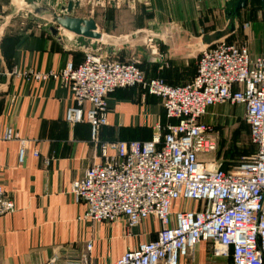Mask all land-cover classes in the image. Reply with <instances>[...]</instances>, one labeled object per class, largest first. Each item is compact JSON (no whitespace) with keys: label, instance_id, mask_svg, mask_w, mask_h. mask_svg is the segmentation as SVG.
Here are the masks:
<instances>
[{"label":"built area","instance_id":"1","mask_svg":"<svg viewBox=\"0 0 264 264\" xmlns=\"http://www.w3.org/2000/svg\"><path fill=\"white\" fill-rule=\"evenodd\" d=\"M153 43L147 39L150 52L157 53ZM14 75L65 86L71 96L65 122L88 123L94 144L107 125L106 99L115 90L138 88L161 101L165 123L155 126L151 139L101 143L99 160L70 184L74 203L85 207L84 222L122 223L127 233L147 218L159 225L155 239L105 264L194 262L200 241L209 244L212 259L264 264V52L252 54L245 44L220 38L199 49L194 75L181 85L148 78L136 59L120 60L103 50L84 52L78 64L68 62L58 73L28 70ZM217 105L242 109L255 148L228 170L213 157L214 125L203 120ZM3 140L18 141L22 163L26 140L10 127L0 135ZM14 211L0 185V217ZM85 249H92L91 240ZM44 264L91 263L51 257Z\"/></svg>","mask_w":264,"mask_h":264},{"label":"crops","instance_id":"2","mask_svg":"<svg viewBox=\"0 0 264 264\" xmlns=\"http://www.w3.org/2000/svg\"><path fill=\"white\" fill-rule=\"evenodd\" d=\"M34 1L50 7L59 4V0ZM99 1L101 4L93 7L79 8L75 16L92 18L102 35L115 39L139 31L157 33V53L150 52L143 37L136 44L119 45L115 57L136 59L145 76L160 75L170 85L184 84L193 77L194 57L204 45L206 16L227 5L235 7L238 2ZM85 11L88 16H84ZM126 13L134 17L144 14V24L129 26ZM42 27V20H30L24 13L11 15L10 0H0V135L10 127L26 140L22 163L18 162V141L0 142V185L15 206L13 213L0 217V264H44L51 257L85 259L91 264L114 262L125 250L155 239L157 221L147 218L129 233L122 223L84 222L85 207L74 203L70 184L99 160L101 143L151 139L155 126L165 123L161 101L144 96L138 88L115 90L106 99L107 125L99 130L98 144L92 143L88 123L70 126L65 122L71 105L65 86L57 80L36 81L14 75L15 71L28 70L58 73L68 62L81 61L83 52L61 45ZM214 108L209 113L216 116L211 112ZM89 240L92 249L88 252L85 243ZM223 259L210 258L209 244L200 241L194 262L180 258L179 264H222Z\"/></svg>","mask_w":264,"mask_h":264},{"label":"rangeland","instance_id":"3","mask_svg":"<svg viewBox=\"0 0 264 264\" xmlns=\"http://www.w3.org/2000/svg\"><path fill=\"white\" fill-rule=\"evenodd\" d=\"M32 1L34 0H25L26 3ZM234 8L232 5H227L222 10L210 12L203 24V36H212L216 32H222L225 40L245 44L252 54L264 52V15L259 0H249L245 8L236 12ZM125 15L124 18L130 23L129 26L144 24V14L137 17L129 16L127 13ZM84 16H88V11L84 12ZM244 23H248L249 26L244 28ZM231 24L234 25L232 32L229 30ZM113 32L119 33V30ZM153 44L156 45V43ZM196 60L197 54L193 60V67H195ZM159 77L163 78L160 75ZM212 111L216 113V116L209 113L203 120L214 125L217 148L213 157L220 167L230 169L239 161L250 156L247 148L249 143L248 128L243 120L242 111L227 105H217ZM191 206L192 204L189 205V207ZM221 263L231 264L228 258L223 259Z\"/></svg>","mask_w":264,"mask_h":264},{"label":"water","instance_id":"4","mask_svg":"<svg viewBox=\"0 0 264 264\" xmlns=\"http://www.w3.org/2000/svg\"><path fill=\"white\" fill-rule=\"evenodd\" d=\"M248 0H238L234 11L245 8ZM101 4L99 0H59L55 7L43 6L38 1L26 3L25 0H10L11 15L24 13L30 20H42V30L53 39L59 41L61 45L80 52L96 53L103 50L108 56H116L122 45L136 44L143 37L147 39L159 38L157 33L135 32L124 39H115L104 36L97 30L95 21L92 18H80L75 16V11L83 6H95ZM260 8L264 15V0H259ZM230 32L234 30V25L229 27ZM145 35V36H144ZM224 33L216 32L212 36H203L202 44L209 45L213 41L223 38ZM200 45L197 47L199 48Z\"/></svg>","mask_w":264,"mask_h":264},{"label":"trees","instance_id":"5","mask_svg":"<svg viewBox=\"0 0 264 264\" xmlns=\"http://www.w3.org/2000/svg\"><path fill=\"white\" fill-rule=\"evenodd\" d=\"M226 41H228V42H231L230 40H226ZM118 58V57H117ZM138 67H139V64H138ZM140 68V67H139ZM154 77H158V78H161V77H159V76H154ZM149 78V77H148ZM151 78V77H150ZM164 81H165V79L164 78H162ZM166 82V81H165ZM167 83V82H166ZM186 83V82H185ZM247 148L249 149V153L250 154H252L254 151H255V148H254V146L250 143V141H249V143H248V145H247ZM231 150H232V148H231ZM232 153V152H231ZM221 169H223V170H227V169H225V168H223V167H220Z\"/></svg>","mask_w":264,"mask_h":264}]
</instances>
